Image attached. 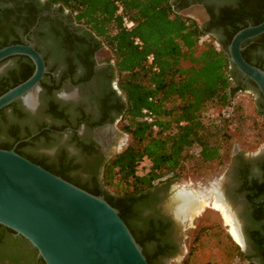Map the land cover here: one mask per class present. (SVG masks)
<instances>
[{
    "label": "flooded vegetation",
    "instance_id": "flooded-vegetation-1",
    "mask_svg": "<svg viewBox=\"0 0 264 264\" xmlns=\"http://www.w3.org/2000/svg\"><path fill=\"white\" fill-rule=\"evenodd\" d=\"M173 3L177 13L200 6L205 18L201 16L199 26L220 41H225L228 33L241 23L251 25L237 15L225 16L223 10L241 6L252 10L257 23L264 18V0H173ZM24 39L42 57L46 74L38 83L32 107L18 99L0 110V129L4 131L0 133V149L18 144L20 156L46 171L68 178L78 187L85 186L84 190L99 187L103 164L114 154L110 151L124 142L113 137L114 131L127 136L118 126L124 97L118 88L112 53L104 45L97 46L59 5L49 6L44 0H0V47L24 44ZM247 42L248 63L263 66L264 33ZM101 50L109 56L98 59ZM32 70L31 62L22 56L1 61L0 93L23 82ZM234 70L241 85L256 90ZM26 135L29 136L24 138ZM169 186L166 181L156 182L136 200L124 204L129 218L127 226L133 238L141 243L149 264L206 263L210 252L207 239L200 236L203 228L210 229L209 236L218 247L234 243L226 228L221 227L223 224L218 229L213 225L197 229L191 226L195 232L184 236L182 228H189L187 223L179 219L178 224L170 209L164 207ZM221 195L225 204L237 210L234 219L242 217L240 222L235 219L243 243V250H239L252 264H261L264 158L234 154ZM30 249L21 237L9 235L0 227V264L8 263L1 258L7 254L15 256L13 264H32Z\"/></svg>",
    "mask_w": 264,
    "mask_h": 264
},
{
    "label": "trees",
    "instance_id": "trees-1",
    "mask_svg": "<svg viewBox=\"0 0 264 264\" xmlns=\"http://www.w3.org/2000/svg\"><path fill=\"white\" fill-rule=\"evenodd\" d=\"M44 1L49 6L59 5L67 10L77 27L84 28L97 46L104 45L112 53L118 88L124 97L121 131L129 138L127 145L103 164L99 187L84 190L85 186L78 187L68 178L58 177L91 195L102 196L118 211L119 218L128 228L124 204L136 200L146 188L160 181L171 184L180 180L187 165L200 168L222 163V143L229 139L226 128L235 123L238 126L245 116L246 103L238 98V94L252 90L235 79V68L227 55L232 35L246 24L243 22L234 27L227 39L220 41L194 20L180 16L173 0H116L122 7V15L133 23L127 31L121 26L120 17L115 15L113 0ZM223 13L246 19L252 26L264 19L257 23L252 10L241 6L225 9ZM222 20L225 21L224 17ZM133 38L141 42L140 48L132 45ZM248 43H243L242 47ZM246 50L241 51V57L248 63ZM149 54L153 61L147 65L145 57ZM263 68L264 65L259 67ZM259 98L262 103L257 102L254 115L264 117L260 94ZM143 109L150 112L151 124L143 120ZM0 133L4 134L3 129ZM7 147L2 150H10L12 146ZM20 148L17 144L13 151L18 154ZM143 160L148 163L147 169L138 174ZM1 228L9 235L12 233ZM205 230L200 232L204 238L209 236L204 233L209 229ZM135 242L142 249L141 243ZM230 243L223 247L213 243V249L221 257L219 264H234L233 261L239 259L252 264L237 245ZM29 251L32 264H44L33 248ZM213 256L210 253L207 262L202 264H218ZM1 258L6 259L7 264H13L15 260L14 255L8 254ZM260 258L264 264V252Z\"/></svg>",
    "mask_w": 264,
    "mask_h": 264
},
{
    "label": "water",
    "instance_id": "water-1",
    "mask_svg": "<svg viewBox=\"0 0 264 264\" xmlns=\"http://www.w3.org/2000/svg\"><path fill=\"white\" fill-rule=\"evenodd\" d=\"M193 9L205 18L200 6L178 14L194 20L186 13ZM263 33L264 19L238 30L227 45V55L237 72L255 85L264 102V68L241 57L242 44ZM14 56L27 58L33 70L27 79L0 95V110L29 94L35 97L46 74L42 57L26 39L24 44L0 48V62ZM0 226L25 240L44 264H147L118 211L102 196L91 195L49 173L13 149H0Z\"/></svg>",
    "mask_w": 264,
    "mask_h": 264
},
{
    "label": "rangeland",
    "instance_id": "rangeland-1",
    "mask_svg": "<svg viewBox=\"0 0 264 264\" xmlns=\"http://www.w3.org/2000/svg\"><path fill=\"white\" fill-rule=\"evenodd\" d=\"M184 12H186V10ZM186 13L188 16L192 15L196 23L200 25L201 15L199 14L198 10L195 11L193 9L191 12H186ZM194 15H196V17ZM107 55L109 56L108 53H105V51L101 50L98 52L97 58L98 59H100V57L104 58ZM238 98L246 103L243 112L245 116H242V119L239 121L240 124L238 126L235 123V125L226 128L227 130L226 133L229 136V139L222 143V147H221V151L223 154L222 163L218 165L207 164L201 166L200 168H190L189 165H187V168L184 169L181 179L170 184L168 189V195L164 202V207L166 208L169 207L171 204V200H173V197H175L178 193L182 191H186L195 196H199L200 197L199 200L200 199L207 200V202L211 203L214 200L215 193L216 192L222 193L223 188L228 182L229 164L234 154L241 153L251 158H255V157L264 158V117H258L254 115L255 112L257 111V105H258L257 102L260 101L259 94L257 93L256 90L253 91L246 90L245 92L238 94ZM121 125H122V121L118 124V126ZM113 137L117 140L121 138L124 139V142L121 144L119 148L117 147L113 151L112 150L110 151V153L115 154L121 151L127 145L129 138L128 136H122L119 131H114ZM255 139L258 140L256 143H255ZM147 166H148L147 161L143 160L140 163L139 168L137 169L138 174L143 173L147 169ZM203 189L206 190L204 191V193H202L201 191ZM227 206L229 212H231V215L235 216L236 214L234 211L237 210L235 209L233 210L229 204H227ZM208 208L210 207H207L201 214H199V216L198 215L195 216L192 220H190L189 218L186 219V216L180 217V220L185 221L189 226V228L187 227L185 229L184 227L182 228V230H184L183 232L184 236L186 235L191 236L195 232L194 230H192V228H190L191 226L193 227L196 226L197 229L202 226L213 225L214 228L218 229L219 225L222 224L223 225L221 227L223 229L226 228L227 233L230 236L228 229L222 220L221 215L214 209L210 208L212 209L210 210ZM236 213H239V211ZM236 219L237 222H240L242 217L238 216ZM209 230H207L204 233L209 235ZM201 239H204L202 233H201ZM206 239L208 241L207 251L210 252L211 254H214L213 257L216 258L214 260L219 264L221 257L219 253L213 249V238L209 236L206 237ZM231 240L233 241L232 238ZM238 248L242 249V245L241 246L238 245ZM233 263L246 264V262L241 259L233 261Z\"/></svg>",
    "mask_w": 264,
    "mask_h": 264
},
{
    "label": "bare ground",
    "instance_id": "bare-ground-1",
    "mask_svg": "<svg viewBox=\"0 0 264 264\" xmlns=\"http://www.w3.org/2000/svg\"><path fill=\"white\" fill-rule=\"evenodd\" d=\"M34 98L33 94H29L24 97L23 100L28 106L32 107ZM199 198V196H195L186 191H182L173 197L168 209H170V212L175 216L177 223L181 216H186V219L189 218L192 220L195 216H199L207 207H210L221 215L231 238L236 244L241 246L242 242L238 233L237 223L235 221L236 218L234 219L235 216L233 217V215H231V212H229L227 208V204L223 202L224 198L222 199L221 192L215 193L214 200L211 203L207 202V200H199Z\"/></svg>",
    "mask_w": 264,
    "mask_h": 264
},
{
    "label": "built area",
    "instance_id": "built-area-1",
    "mask_svg": "<svg viewBox=\"0 0 264 264\" xmlns=\"http://www.w3.org/2000/svg\"><path fill=\"white\" fill-rule=\"evenodd\" d=\"M113 5L116 8L115 15L120 17L121 26L125 30L129 31L132 28L133 23L131 21L127 20V18L122 15V7H121V5L119 4L118 1L113 0ZM132 45L137 47V48H140L141 47V42L137 38H133L132 39ZM152 61H153L152 55L149 54V55H147L145 57V62H146L147 65H150L152 63ZM141 114L143 115V120L145 122H147L148 124L152 123V116H151L149 111L143 109V110H141ZM152 128L154 129L155 126L152 125Z\"/></svg>",
    "mask_w": 264,
    "mask_h": 264
}]
</instances>
